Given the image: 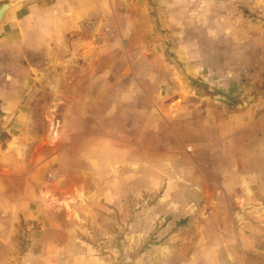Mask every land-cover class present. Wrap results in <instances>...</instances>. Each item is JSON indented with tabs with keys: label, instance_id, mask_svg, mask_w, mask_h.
<instances>
[{
	"label": "rangeland",
	"instance_id": "1",
	"mask_svg": "<svg viewBox=\"0 0 264 264\" xmlns=\"http://www.w3.org/2000/svg\"><path fill=\"white\" fill-rule=\"evenodd\" d=\"M145 4L128 41L169 75L108 27L84 60L0 53V264H264V0Z\"/></svg>",
	"mask_w": 264,
	"mask_h": 264
},
{
	"label": "crops",
	"instance_id": "2",
	"mask_svg": "<svg viewBox=\"0 0 264 264\" xmlns=\"http://www.w3.org/2000/svg\"><path fill=\"white\" fill-rule=\"evenodd\" d=\"M138 0H0V8L8 4L9 9L0 21V53H8L10 48L18 47L23 49V58L26 52L35 51L43 52L48 47L50 50V59L54 60V64L58 63V49H65L66 56L71 61L79 59H86V50L90 46H95L91 42L89 34L94 31H104V29L112 28L116 40L109 43L108 50H118L117 57H124L125 64L129 66L136 65L139 58H144L154 65L155 60L159 57L163 59L162 63L166 66V60L163 56H169L168 46L161 44L152 45L149 49L145 45L137 46L140 49L138 55L135 50L134 44L128 40L132 39L134 28L137 25L134 16L138 12L146 13L148 10L145 8V0L137 9L133 7V2ZM139 9H141L139 11ZM110 18V23H106V19ZM153 27V25H151ZM137 27V26H136ZM91 31V32H90ZM99 42V41H98ZM99 49L105 55L107 46L105 41H100ZM182 46L178 47L181 49ZM85 49V50H84ZM81 52V53H80ZM180 56V50H177ZM182 52V51H181ZM146 54L149 56L145 57ZM181 61L188 69V75L194 77L201 76L202 68L199 63L200 55L193 52L192 54L181 53ZM137 56V57H136ZM198 58V61L196 62ZM155 59V60H154ZM77 61V60H76ZM191 61L193 63H191ZM122 62V61H121ZM119 62V64H121ZM73 64V62H72ZM167 68V74L168 73ZM126 76H135L136 70L132 67L128 68ZM154 72H151V75ZM165 73V74H166ZM232 73V72H231ZM230 72L225 71V76H220L222 79L218 87V93L225 92L234 94L235 90L225 86V78L232 76ZM104 74V73H103ZM167 75V76H168ZM123 76V75H122ZM150 77V76H149ZM124 78V77H123ZM131 78V77H129ZM152 78V77H150ZM180 78V77H179ZM166 81L174 80L173 76L163 78ZM224 79V80H223ZM119 80H122L120 78ZM219 80V81H220ZM229 83V82H228ZM217 85V86H219ZM223 87V88H222ZM237 92V91H236ZM169 93V92H167ZM248 97V96H247ZM184 97L178 100L184 101ZM252 106L245 110L244 115L253 114ZM242 114V118L244 117Z\"/></svg>",
	"mask_w": 264,
	"mask_h": 264
},
{
	"label": "water",
	"instance_id": "3",
	"mask_svg": "<svg viewBox=\"0 0 264 264\" xmlns=\"http://www.w3.org/2000/svg\"><path fill=\"white\" fill-rule=\"evenodd\" d=\"M142 4V0H138L137 2H133V7L134 8H138L140 7ZM9 9V5L5 4L0 8V21L3 19L4 14L6 13V11ZM254 99V97L252 96H248L247 97V101H243V104H239L238 108H243V106H246L248 104V102L252 101Z\"/></svg>",
	"mask_w": 264,
	"mask_h": 264
}]
</instances>
